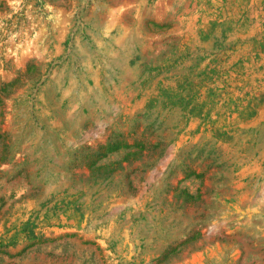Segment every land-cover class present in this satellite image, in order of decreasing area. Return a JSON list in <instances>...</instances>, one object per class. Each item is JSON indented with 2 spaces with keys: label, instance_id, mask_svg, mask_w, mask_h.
<instances>
[{
  "label": "rangeland",
  "instance_id": "obj_1",
  "mask_svg": "<svg viewBox=\"0 0 264 264\" xmlns=\"http://www.w3.org/2000/svg\"><path fill=\"white\" fill-rule=\"evenodd\" d=\"M0 264H264V0H0Z\"/></svg>",
  "mask_w": 264,
  "mask_h": 264
}]
</instances>
